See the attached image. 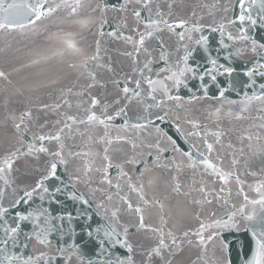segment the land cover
I'll return each instance as SVG.
<instances>
[{
    "label": "snow or ice",
    "instance_id": "snow-or-ice-1",
    "mask_svg": "<svg viewBox=\"0 0 264 264\" xmlns=\"http://www.w3.org/2000/svg\"><path fill=\"white\" fill-rule=\"evenodd\" d=\"M16 36L0 264H264V0H0Z\"/></svg>",
    "mask_w": 264,
    "mask_h": 264
},
{
    "label": "water",
    "instance_id": "water-1",
    "mask_svg": "<svg viewBox=\"0 0 264 264\" xmlns=\"http://www.w3.org/2000/svg\"><path fill=\"white\" fill-rule=\"evenodd\" d=\"M48 27L53 32L58 30L57 27L53 26L52 24H49ZM59 27L64 31H73V28L67 24L59 25ZM7 43L9 47L6 48L5 52L0 53V69L9 71L12 67H18L19 63L23 61L21 53L26 52L28 48L43 47L45 45L43 36H35L30 40L22 39L19 36L9 37L7 38ZM4 47L5 39L0 38V48ZM17 49L20 50L19 53L16 51ZM220 239L225 243H228L230 246L234 245L235 249L241 252V255H243V252L246 250L240 248L241 243H244L247 240V237L242 230L239 232L234 230H223L221 232ZM233 259H236L235 252H233Z\"/></svg>",
    "mask_w": 264,
    "mask_h": 264
}]
</instances>
